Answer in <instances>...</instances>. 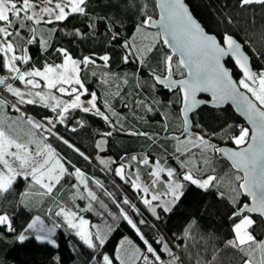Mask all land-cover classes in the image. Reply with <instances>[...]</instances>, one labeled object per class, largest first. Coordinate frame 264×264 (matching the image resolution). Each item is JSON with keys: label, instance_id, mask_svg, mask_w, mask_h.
<instances>
[{"label": "snow or ice", "instance_id": "snow-or-ice-1", "mask_svg": "<svg viewBox=\"0 0 264 264\" xmlns=\"http://www.w3.org/2000/svg\"><path fill=\"white\" fill-rule=\"evenodd\" d=\"M95 3L0 0V240L11 235L14 243L34 239L58 247L57 229L65 227L91 250L88 264H264V239L254 234L259 227L254 217L264 220V64H253L264 61V23L257 24L258 16L264 18V0H225L214 11L217 26H223L218 34L193 16L185 0H106L105 12ZM129 16L136 17L131 33L124 26ZM57 33L70 44L103 37L104 49L74 56L58 46ZM31 46L41 52V63ZM116 50L125 66L120 71L113 70ZM162 91L177 96L178 116L170 111L175 102L158 98ZM229 102L251 130L226 120L210 129L198 119L202 106L216 109ZM34 109L41 112L33 115ZM95 121L99 127L92 126ZM82 133L88 148L74 139ZM117 136L145 143L140 152L117 159L109 154ZM217 138L235 147H219ZM217 154L236 170L226 188ZM73 156L112 177L121 195L77 166ZM191 186L216 189L233 205V235L223 247L198 235L193 221L179 234L161 230ZM44 205L51 224L37 214L17 229L18 208ZM117 221L125 222L140 244L124 236L109 253Z\"/></svg>", "mask_w": 264, "mask_h": 264}, {"label": "trees", "instance_id": "trees-1", "mask_svg": "<svg viewBox=\"0 0 264 264\" xmlns=\"http://www.w3.org/2000/svg\"><path fill=\"white\" fill-rule=\"evenodd\" d=\"M106 0H96L94 7L98 12H105L108 9L104 8L103 5ZM193 16L201 22L208 31L219 33L223 30V26L218 27L216 24L217 17L214 15V11L219 10L221 5L225 0H185ZM157 15V12H156ZM154 16V18L156 17ZM136 22V17L129 16L124 19V26L128 33L134 31V24ZM264 23V18L258 16L257 24ZM240 37L238 36L237 39ZM56 39L59 41L58 46L68 47L72 50L74 56L87 55L90 52H102L104 45L102 44L103 37H98L95 42L91 40H86L83 43L77 42L75 44H70L68 38L64 37L61 33H57ZM30 53L33 58L37 61V64L42 62L41 52L36 46H31ZM159 53L154 54L152 57V66H156V60ZM119 50H116L113 53V70L120 71L123 67L119 61ZM255 67H260L261 64H264V61H253ZM225 65L232 70L234 78H238L240 75L235 70L232 62L227 60ZM129 69L134 66H127ZM176 79L181 77L177 75ZM159 99L172 100L175 102V106L170 109L173 117L178 116L180 104L178 103V98L175 94L169 93L167 91H162ZM38 112H41L40 109H34L31 114L36 115ZM14 115V114H13ZM40 116H37L39 119ZM159 119V117H157ZM198 119L204 123L210 129L218 128L221 123L225 120L234 125L245 126L241 120L233 113V111L226 107L222 110H213L207 107H202L199 110ZM93 127H99L100 122H92ZM173 127L176 129L177 134H179V129L181 127V122L176 119L174 121ZM75 141L78 144H82L84 148H88L90 141L88 140L85 134H80L79 136L74 137ZM217 145L220 146H232L230 141L225 142L217 138L214 140ZM143 140H135L127 136H117L114 137L111 148L110 155L119 159L121 155L125 152L129 154H136L141 151L144 146ZM91 151V149H88ZM64 151L67 152L65 149ZM72 155L71 153H68ZM216 158V157H215ZM74 161L77 162V166L84 168L90 173H95V175L100 178L109 191H113L116 195H121L117 189L112 187V177L107 176L106 174L100 172L97 168L88 166L83 160L73 156ZM217 163V172L221 176H225L224 182H227V177H230L235 173L226 162L218 160ZM227 174V176H226ZM143 179H147L143 177ZM116 184L120 185L121 182L116 179ZM95 190V189H94ZM98 195H101L99 190H97ZM124 194H127L130 198L136 202L133 191L129 186H124ZM101 198L105 200L106 203H109L113 211H115L114 206L111 205L107 197L101 195ZM244 202H248L246 197L240 198ZM81 206L85 202L77 201ZM143 210L142 205H138ZM47 205L43 207H38L32 210L26 208H18L15 213L14 224L17 229H23L27 223L30 222L31 218L39 214L42 218L45 219V222L51 224L52 218H45L44 211L46 210ZM233 205L228 199H221L217 193L216 189H210L207 192L200 190L195 186L189 187L185 196L182 198V201L179 203L177 209L169 216L165 217L164 223L161 224V230L167 234L171 235L173 233L179 234L181 230L186 226L187 222L193 221L196 233L198 235L211 236L210 241L211 245L223 247V242L232 238V220L229 219ZM147 215V214H146ZM93 222L99 223L97 217L89 216ZM257 219V224L259 227L255 229V235L257 239H264V225L260 218L254 217ZM151 221V217H149ZM119 227L115 232L112 233L110 241L106 246V251L112 253L119 241L124 236H128L135 243L140 244V241L134 234L133 230L126 225L125 222L117 221ZM146 234L151 235L147 228L144 229ZM56 240L58 247H53L52 245L41 243L30 239L24 244L14 243L13 237L7 235L4 239L0 240V259H3L7 264H57L56 257H59L58 264H88V256L91 250L87 249L86 246L82 245L74 235H72L69 230L65 227L57 229ZM142 246V245H141ZM231 254V253H229ZM235 264V262H234Z\"/></svg>", "mask_w": 264, "mask_h": 264}, {"label": "water", "instance_id": "water-1", "mask_svg": "<svg viewBox=\"0 0 264 264\" xmlns=\"http://www.w3.org/2000/svg\"><path fill=\"white\" fill-rule=\"evenodd\" d=\"M185 3H186V2H185ZM186 4H187V3H186ZM187 6H188V5H187ZM154 19H158V10H157V15H156V17H155ZM152 31H155V29H152ZM227 60H230V61L232 62V64H233L235 70H236L237 73L240 75V73H239V71L236 69V67H235V65H234V63H233V61H232L230 58H226V59H225V62H226ZM225 66H226V65H225ZM226 67H227V66H226ZM227 68H228V67H227ZM229 69H230V68H229ZM230 70H231V69H230ZM231 71H232V70H231ZM201 97H202V98H208V94H207V93H203V94H201ZM202 107H207V108H209V109H212L210 106H202ZM202 107H201V108H202ZM226 107L230 108V109L233 111V113L239 118V120H241V122H242L246 127H249V129L251 130V125L248 123L247 119H246L244 116L240 115L239 112L236 111L235 105H233L231 102L226 103V104H224V105H221L219 108H216V109H213V110H222V109H224V108H226ZM220 147L234 148V147H232V146H220ZM216 158H217L218 160H221V161L226 162V163L228 164V166H229L234 172L236 171L235 169L232 168V166H231V162H230L229 160H227L226 157H223V156H221L220 154H217V155H216ZM246 198L248 199V203H250V202H251V198H250V197H246ZM258 218H259V217H258ZM262 222H263V225H264V220H262Z\"/></svg>", "mask_w": 264, "mask_h": 264}, {"label": "rangeland", "instance_id": "rangeland-1", "mask_svg": "<svg viewBox=\"0 0 264 264\" xmlns=\"http://www.w3.org/2000/svg\"><path fill=\"white\" fill-rule=\"evenodd\" d=\"M239 78V77H238ZM237 78V79H238ZM224 187L226 188L227 187V182H224ZM221 190H223V189H221ZM47 223V222H46ZM56 238V237H55Z\"/></svg>", "mask_w": 264, "mask_h": 264}]
</instances>
